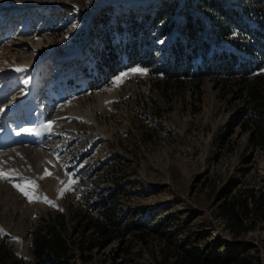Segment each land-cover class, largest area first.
<instances>
[{"label": "rangeland", "instance_id": "rangeland-1", "mask_svg": "<svg viewBox=\"0 0 264 264\" xmlns=\"http://www.w3.org/2000/svg\"><path fill=\"white\" fill-rule=\"evenodd\" d=\"M200 2L0 0V264H39L48 221L70 264H164L183 246L264 264L262 212L239 230L222 216L235 194L264 191V119L245 87L264 75V0H220L241 24L225 29ZM27 180L38 199L14 187Z\"/></svg>", "mask_w": 264, "mask_h": 264}, {"label": "trees", "instance_id": "trees-1", "mask_svg": "<svg viewBox=\"0 0 264 264\" xmlns=\"http://www.w3.org/2000/svg\"><path fill=\"white\" fill-rule=\"evenodd\" d=\"M200 4H202L205 9L210 10V12L214 16L216 15L217 17H220L222 19L221 24L223 25V29L230 27V25H241L240 23H238V16L234 19L225 16L233 10L230 11L231 9H229V11H227L220 0H201ZM162 11L163 9H160L153 17L154 22H159L163 19L164 15ZM192 26L193 25H191V27ZM190 33L193 32L191 31ZM185 56L186 53L181 44L179 46H174V48L171 49L168 59L169 71L171 70L173 74H177V76H179V71L176 67V63L182 62V60L184 62V60L186 59ZM187 67L188 66L184 67V72L189 69ZM212 67V64H206L203 73H209V71L213 69ZM247 69V64L242 63L241 66L232 65L226 68H221L220 71L226 72L228 74H234L240 71V73L242 74V71L247 72ZM116 73L117 71L113 70V66L108 68V74L114 75ZM242 76L244 77V74ZM245 80H247V77H245ZM263 84L264 75H257L252 79V81L245 82L248 99L253 105L255 112H257L260 116L261 121H263L264 119ZM257 132L258 139L261 141V143H263L264 129L259 128ZM247 191L250 193L247 192L248 194L246 196H244V194H235L230 198V200L224 202L222 206V216L228 221L230 227L235 230H239L241 229V227H243L244 221L246 219H249V215L251 214L252 210H259L264 215V191H258L256 192V194L253 192V190L249 189ZM114 224L115 223H112V225ZM112 225L108 227L105 226L103 228L101 227V235L106 238L110 236L113 229ZM71 250V247L67 244V241L56 222H44V224H42L34 232L32 254L39 264H70L71 258L74 256ZM80 255L82 257V260L85 262L87 259L85 258L84 253L82 252ZM173 257V261L168 263V260L166 259L164 264H252L251 257L244 250H239L238 253L229 252L225 256H220L218 254L202 255L200 250L196 249L195 247L186 248L183 246L173 254Z\"/></svg>", "mask_w": 264, "mask_h": 264}, {"label": "snow or ice", "instance_id": "snow-or-ice-1", "mask_svg": "<svg viewBox=\"0 0 264 264\" xmlns=\"http://www.w3.org/2000/svg\"><path fill=\"white\" fill-rule=\"evenodd\" d=\"M26 69L24 67H20V68H17L16 71H25ZM146 69H140V68H136V69H132L131 72L135 73V72H140V73H146ZM128 75V73H121L120 77H117V83L119 82H122V77ZM27 83V81H25ZM54 122L52 121H49L47 127L49 129V131L51 130V125L53 124ZM21 131H32V129H22ZM49 175H52V173H50L47 169L45 170V173H44V176L41 177V179H43L44 177L46 176H49ZM8 176V173H5L3 171H0V178H7ZM23 185L22 186L21 184L17 183V184H14V187H16L19 191H21L25 196H27L30 200L32 199H38L39 197L36 196L34 193H30L28 191V188H37L39 187L37 184H35L32 180H27V181H24L23 182ZM45 201L46 202H49L51 203V201H48L47 197L45 196L44 197Z\"/></svg>", "mask_w": 264, "mask_h": 264}]
</instances>
